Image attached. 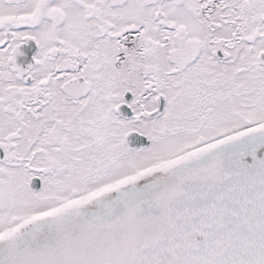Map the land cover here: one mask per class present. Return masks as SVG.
I'll list each match as a JSON object with an SVG mask.
<instances>
[{
  "label": "snow or ice",
  "instance_id": "snow-or-ice-1",
  "mask_svg": "<svg viewBox=\"0 0 264 264\" xmlns=\"http://www.w3.org/2000/svg\"><path fill=\"white\" fill-rule=\"evenodd\" d=\"M0 264H264V0H0Z\"/></svg>",
  "mask_w": 264,
  "mask_h": 264
}]
</instances>
